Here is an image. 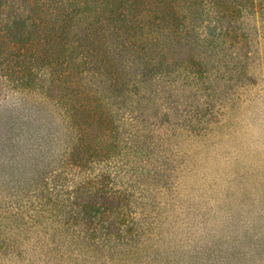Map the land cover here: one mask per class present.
<instances>
[{
  "label": "rangeland",
  "instance_id": "rangeland-1",
  "mask_svg": "<svg viewBox=\"0 0 264 264\" xmlns=\"http://www.w3.org/2000/svg\"><path fill=\"white\" fill-rule=\"evenodd\" d=\"M72 1L67 66L0 95V264H264V0H149L132 38Z\"/></svg>",
  "mask_w": 264,
  "mask_h": 264
},
{
  "label": "trees",
  "instance_id": "trees-1",
  "mask_svg": "<svg viewBox=\"0 0 264 264\" xmlns=\"http://www.w3.org/2000/svg\"><path fill=\"white\" fill-rule=\"evenodd\" d=\"M91 1L97 2V0ZM99 1H101L100 4L114 3L116 7L110 5L112 7L107 16L96 17L92 23L94 28L109 27L113 21L115 27L112 28L124 32L125 36L132 38L142 33L141 27H138L137 33L132 26L134 23L141 22L140 19L135 18L140 17L142 12L149 8V0ZM157 1L163 4L161 17L166 16V13L167 16L173 13L171 5L168 4V1L173 0ZM66 9L68 11H65ZM79 12L72 0H0V95L3 94L6 99V96L11 93L10 88L14 87L18 91L32 83L33 69H41V62L48 68H57L62 64L64 67L67 66V61L58 56L51 41L58 39L61 50L65 49L68 33ZM41 41L45 42L46 46H41ZM77 46L83 47L84 50L81 65L96 63V67H99L104 60L99 47L86 38L79 40ZM69 81L75 83L73 80ZM84 99L88 98L84 96ZM1 102H3L2 98H0V106L3 105ZM73 110L79 111L77 120L90 119L85 114L86 108L80 103ZM92 152L94 148L90 143H86L83 150L74 151V159L78 163L85 164L86 156H91ZM118 195L120 196L119 192ZM96 212L98 214H95V217L105 213L99 210Z\"/></svg>",
  "mask_w": 264,
  "mask_h": 264
}]
</instances>
